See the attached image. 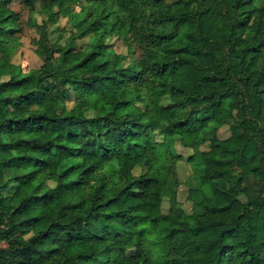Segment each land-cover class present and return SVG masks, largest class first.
I'll return each instance as SVG.
<instances>
[{
    "label": "trees",
    "instance_id": "1",
    "mask_svg": "<svg viewBox=\"0 0 264 264\" xmlns=\"http://www.w3.org/2000/svg\"><path fill=\"white\" fill-rule=\"evenodd\" d=\"M0 264H264V0H0Z\"/></svg>",
    "mask_w": 264,
    "mask_h": 264
},
{
    "label": "rangeland",
    "instance_id": "2",
    "mask_svg": "<svg viewBox=\"0 0 264 264\" xmlns=\"http://www.w3.org/2000/svg\"><path fill=\"white\" fill-rule=\"evenodd\" d=\"M11 7L15 11L20 12V16L23 20L26 19L27 13L26 10L21 7V5L18 2H13L11 4ZM74 8L76 10L81 9L80 3H75ZM40 18L38 17V20ZM56 25L58 26V31H69V24L66 22L65 18H60ZM81 24H78V27H80ZM37 29L34 27H25L24 31L22 32L20 36V44L17 46V48L11 52H8L3 55L4 62H11L18 64L22 67L23 71H27L30 68H36L40 65L41 59L39 56L35 53V45L33 44L32 40L34 37L37 36ZM67 35V34H66ZM65 35V36H66ZM64 42V37H63ZM113 49L118 53H126V46L121 40H113L112 42ZM134 97V92L132 89L125 90L122 92L121 99L125 102H131ZM71 105L70 100L63 99L55 101L52 104V110L54 112H61L64 108H67ZM228 128L227 126H222L219 129L218 135L220 137H226L228 136ZM143 142H149L150 140L148 137H145L142 139ZM195 144V140L190 138L189 136H183L182 143L177 142L175 145L176 151L181 155V159L178 161L177 165V179L179 180V196L176 199L175 204L172 208V220H176L181 212L188 211L191 207V202L185 198V190H186V176L188 174V167L185 165V159L186 156L192 151V147ZM201 148H204V146H201ZM164 207H167V200L164 201ZM80 211H75L72 213V216L79 214ZM145 252L148 256L155 255V252L153 249L149 246H145Z\"/></svg>",
    "mask_w": 264,
    "mask_h": 264
}]
</instances>
